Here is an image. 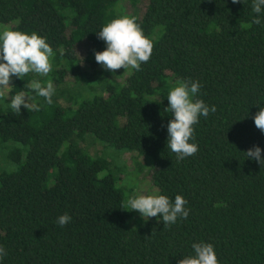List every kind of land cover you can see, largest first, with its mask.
<instances>
[{
  "label": "trees",
  "instance_id": "1",
  "mask_svg": "<svg viewBox=\"0 0 264 264\" xmlns=\"http://www.w3.org/2000/svg\"><path fill=\"white\" fill-rule=\"evenodd\" d=\"M252 3L148 0L137 22L154 38L151 58L120 83L94 55L106 47L96 32L124 15L116 0H0V30L36 31L55 53L49 76H14L7 91L26 92L39 111L21 106L18 115L0 98V264H178L199 242L214 246L220 264H264V166L244 154L255 144L264 157L252 119L264 106V9L256 25ZM83 41L89 71L73 49ZM67 73L90 94L72 107L57 101ZM32 79L57 85L51 104L28 87ZM177 80L198 81L196 98L216 108L194 125L198 152L180 161L167 146L165 111ZM87 138L145 158L153 188L182 195L188 217L132 220L134 210L120 208L129 188L110 159L90 154ZM65 212L72 220L61 227Z\"/></svg>",
  "mask_w": 264,
  "mask_h": 264
},
{
  "label": "clouds",
  "instance_id": "2",
  "mask_svg": "<svg viewBox=\"0 0 264 264\" xmlns=\"http://www.w3.org/2000/svg\"><path fill=\"white\" fill-rule=\"evenodd\" d=\"M232 3H242V0H232ZM264 9V0H253L252 10L258 14L252 20L256 25L261 24L259 14ZM251 25H245L250 27ZM97 39L103 40L106 47L102 51H95V61L108 72L116 73L120 69L141 70V64L147 63L154 48V38L144 33V29L137 22V17L119 15L105 23L96 32ZM55 53L45 36L5 26L0 30V98H5L6 91L11 90V80L15 76L22 78L30 73L38 76H48L53 70L52 59ZM81 57V56H80ZM82 58V57H81ZM83 59V58H82ZM28 87L36 92L48 103H52L55 87L51 79L42 83L39 79H32ZM201 85L198 81L177 80L167 93L168 106L166 112H171L172 118L167 123V146L176 155L178 161L194 156L199 148L195 143L194 125L199 123L201 116L207 118L210 112H215V105L209 107L202 99L196 98ZM34 99L26 92L20 91L10 97L9 107L16 114H20L21 106L27 110L39 111L37 103H30ZM258 111L252 117L255 127L264 133V106L257 104ZM248 114V113H247ZM247 116V115H246ZM249 160H255L264 166L261 148L253 145L244 152ZM187 200L177 194L174 201L167 195L161 194L157 188L145 187L144 190L130 196L120 208L135 210L141 218H160L164 226L175 224L178 218L186 219L189 211L185 208ZM72 220L68 213L57 218L61 227ZM194 254L182 256L178 264H220L214 246L209 242L193 243ZM7 256V251L0 245V261Z\"/></svg>",
  "mask_w": 264,
  "mask_h": 264
},
{
  "label": "rangeland",
  "instance_id": "3",
  "mask_svg": "<svg viewBox=\"0 0 264 264\" xmlns=\"http://www.w3.org/2000/svg\"><path fill=\"white\" fill-rule=\"evenodd\" d=\"M117 1V8L121 13L129 15V16H135L137 18H141L143 15V12L145 10V7L148 3V0H137L136 3L130 2V0H116ZM89 45L86 42H81L77 44L73 49L74 53L78 59V65L81 70L83 71H89L90 68L87 66V64L84 61V57L86 55L87 47ZM83 58H81V57ZM53 65V64H52ZM97 69H103L101 65H98ZM130 69L123 70L120 69L116 73H107V78L110 80H114L116 82L124 83L125 78L129 75ZM51 73V72H50ZM48 74V76L50 75ZM34 75V77H38L35 73H31ZM41 78H44L45 76H39ZM47 77V76H46ZM53 82V81H52ZM83 81H77L74 76L70 73H67L64 76L63 83H60L58 85L59 90H63L61 95L58 97L57 101L60 105L67 107V106H74L76 101L81 100V98H87L90 97L89 89H81L84 84H82ZM171 86L175 82H170ZM93 86H97L96 83H91ZM54 87L56 88L57 85L53 82ZM81 89L82 95L76 96L77 90ZM57 91V90H55ZM59 92V91H58ZM79 94V93H77ZM76 96V97H75ZM6 97L10 98L6 91ZM75 98V102H74ZM30 103L31 100H29ZM85 146L92 155H104L108 159H110L111 165L110 168L114 172L113 175L116 178V181L121 183V185L124 187V189L128 192V188L131 192V195H134L138 191H142L145 189V187L153 188L151 183V177L150 173L153 171V167L146 163L145 158H140L136 156L135 154L126 152L121 153L119 150H117L114 146L109 144H102L98 140H91V138H87L85 142ZM138 161V162H136ZM142 165L141 167L138 166ZM140 216L139 212L133 211V217L132 220H135L136 217Z\"/></svg>",
  "mask_w": 264,
  "mask_h": 264
}]
</instances>
